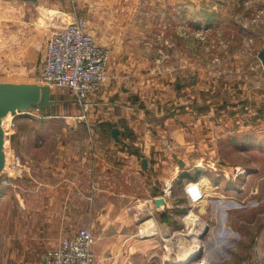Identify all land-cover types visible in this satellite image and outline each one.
<instances>
[{"label":"crops","instance_id":"crops-1","mask_svg":"<svg viewBox=\"0 0 264 264\" xmlns=\"http://www.w3.org/2000/svg\"><path fill=\"white\" fill-rule=\"evenodd\" d=\"M9 1L32 5L28 12L41 14V27L50 26L49 12L64 15L53 0ZM70 1L77 12L87 8L88 20L102 29L110 21L116 27L152 9L159 14L176 0ZM49 2L55 10L47 7ZM67 23H57L42 39L43 58L50 35ZM87 30L94 32L91 25ZM35 37L28 34L19 41L16 53L32 56ZM17 66L0 83H30L23 78L31 71L22 63ZM131 66L109 58L102 87L90 94L85 112L66 88L48 86L52 106L10 115L14 130L6 139L24 169L12 178V187L0 192V264H43L48 250L83 228L96 238L98 264H132L137 253L145 257L155 239L138 230L150 223L156 227L154 218L159 222L172 209L174 179L194 180L191 170L199 175L202 165L212 163L216 141L232 122L236 131L257 128L262 117L264 126V95L257 91L245 108L247 115L235 110L227 115L214 107L207 89L198 93L192 84L165 76L149 81ZM36 83L43 85L39 78ZM245 115L248 124L242 121ZM158 199L163 200L160 207Z\"/></svg>","mask_w":264,"mask_h":264},{"label":"rangeland","instance_id":"rangeland-1","mask_svg":"<svg viewBox=\"0 0 264 264\" xmlns=\"http://www.w3.org/2000/svg\"><path fill=\"white\" fill-rule=\"evenodd\" d=\"M53 1L64 15L49 12L50 26L41 27V14L28 12L32 5L0 0V78L10 77L22 63L31 71L23 79L37 84L42 39L56 25L83 17L86 26L93 28L89 34L107 52L106 63L109 58L127 62L149 81L165 76L180 79V85L192 84L198 93L207 89L214 107L227 115L233 110L247 115L253 92L264 95V67L257 58L264 50V0H176L159 14L152 9L116 27L110 21L102 29L88 20L87 8L77 12L70 0ZM47 7L55 10L50 2ZM69 16H73L70 21ZM28 34L37 37L32 56L25 58L16 51ZM8 116L1 120L5 134ZM246 119L242 121L248 124ZM260 120L257 128L244 126L237 131L232 122L216 141L212 163L202 165L205 169L199 175L191 170L194 180L174 179L172 209L162 220L157 218L159 222L154 218L156 227L150 223L142 228L155 239L145 257L137 253L132 264H186L189 256L199 254L200 259L191 264H264V126Z\"/></svg>","mask_w":264,"mask_h":264},{"label":"built area","instance_id":"built-area-1","mask_svg":"<svg viewBox=\"0 0 264 264\" xmlns=\"http://www.w3.org/2000/svg\"><path fill=\"white\" fill-rule=\"evenodd\" d=\"M106 59L107 52L94 41L84 20L75 18L50 35L39 80L49 87L66 88L73 101L85 112L89 109L90 94L98 91L104 81ZM13 130L10 119L6 138ZM5 147L0 192L12 187V178L18 177L24 169L21 158L8 146L7 139ZM150 219H153L152 215ZM138 234L143 236L144 233L138 230ZM95 239L88 229H80L73 236L62 238L57 246L48 250L43 264H98L93 253Z\"/></svg>","mask_w":264,"mask_h":264},{"label":"water","instance_id":"water-1","mask_svg":"<svg viewBox=\"0 0 264 264\" xmlns=\"http://www.w3.org/2000/svg\"><path fill=\"white\" fill-rule=\"evenodd\" d=\"M25 2H34L36 0H21ZM262 66H264V50L257 54ZM54 102L49 100V87L47 85H38L30 83H0V173L4 167L5 154L4 146L6 136L1 128V120L8 114L13 115L28 110L32 106L45 108L52 106ZM116 130L112 131L114 139H116ZM157 207L163 204L162 199L155 201ZM200 259V254L197 256H189L185 262L191 264L193 261ZM165 264H172L165 262Z\"/></svg>","mask_w":264,"mask_h":264},{"label":"bare ground","instance_id":"bare-ground-1","mask_svg":"<svg viewBox=\"0 0 264 264\" xmlns=\"http://www.w3.org/2000/svg\"><path fill=\"white\" fill-rule=\"evenodd\" d=\"M10 116H8V118H9ZM9 121H10V119H9ZM4 123H5V121H4ZM5 134V133H4ZM5 146H6V142H5ZM188 218V217H187Z\"/></svg>","mask_w":264,"mask_h":264}]
</instances>
